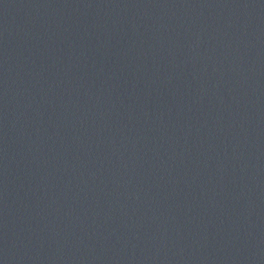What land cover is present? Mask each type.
<instances>
[{
  "label": "water",
  "instance_id": "obj_1",
  "mask_svg": "<svg viewBox=\"0 0 264 264\" xmlns=\"http://www.w3.org/2000/svg\"><path fill=\"white\" fill-rule=\"evenodd\" d=\"M0 264H264V0H0Z\"/></svg>",
  "mask_w": 264,
  "mask_h": 264
}]
</instances>
